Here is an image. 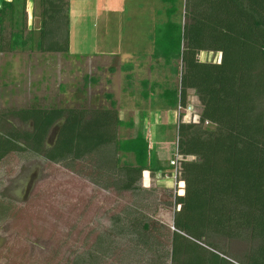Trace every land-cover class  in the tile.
<instances>
[{
	"label": "trees",
	"instance_id": "obj_1",
	"mask_svg": "<svg viewBox=\"0 0 264 264\" xmlns=\"http://www.w3.org/2000/svg\"><path fill=\"white\" fill-rule=\"evenodd\" d=\"M164 1L170 6L150 37L152 58L178 74L174 62L180 60L182 70L180 92L164 88L155 101L156 115L161 108L173 112L178 103L186 105L188 89L201 107L197 122L176 129L178 150L185 155V191L175 198L180 207L174 228L151 218L154 194L140 182L143 170L171 166L160 164L150 135L141 129L128 147L118 139L117 130L132 122L119 117L113 100L110 108L94 109L91 119H85L84 109L34 104L0 109V221L23 220L28 229L49 220L56 234L32 264H235L206 248L218 250V237L253 242L239 261L264 264V0H186L184 22L175 0ZM34 4L39 28L24 30L25 0L0 1V52L69 51L67 0ZM200 52H217L220 59L201 61ZM142 83L147 100L156 84ZM63 115L53 143L46 145L49 129ZM11 116L32 120V130L13 126ZM147 117L142 115L141 125ZM122 152H133L134 163L123 161ZM32 159L40 160L47 174L33 197L18 205L1 189L20 163ZM74 176L94 189L73 184ZM97 189L114 196L113 206H96ZM143 248L152 255L145 256Z\"/></svg>",
	"mask_w": 264,
	"mask_h": 264
},
{
	"label": "rangeland",
	"instance_id": "obj_2",
	"mask_svg": "<svg viewBox=\"0 0 264 264\" xmlns=\"http://www.w3.org/2000/svg\"><path fill=\"white\" fill-rule=\"evenodd\" d=\"M32 2L35 3V0L25 3L24 30L29 27L39 28L37 5L34 4L33 8ZM67 2L70 20L68 52L37 50L0 52V109L16 111L33 104L44 108L55 106L64 109H84L85 119H91V112L94 109L110 108L113 100L119 117L132 122L130 127L117 130L118 139L123 140L122 143L128 147V139L134 137L141 129L144 135L146 133L150 135L151 152L156 153L160 164L171 166L162 172L143 170L140 182L141 186L149 188L154 194L155 200H152L149 212L151 218L173 229L174 211L180 207L179 204H174L175 198L183 195L185 191L182 176L185 155L178 150L176 129L179 123L197 122L201 107L194 90L188 89L186 105L185 102L184 105L178 103L173 112L161 108L159 116L156 115L155 101L158 104L159 93L164 88L176 87L180 92L181 61L174 62L178 74L173 73L169 66H164L162 59L152 58L153 43L150 37L157 26L166 19V9L170 2L164 0H67ZM174 2L178 5V18L184 22L186 0ZM6 25L7 22L2 32L6 35L5 40L10 31ZM198 58L201 61L217 62L220 54L200 52ZM145 80L149 85L156 84L154 93H150L147 100L143 99L141 94L142 82ZM144 113L149 117V122L141 125L140 119ZM10 119L13 126L18 129L33 128L32 120L21 122L14 116ZM64 119V115L59 117L49 129L46 145L53 143ZM119 156L123 161L134 163L133 152H122ZM186 159L192 157L188 156ZM18 167V171L4 182L1 190L19 205L33 197L41 187L40 182L47 171L43 163L36 159L20 163ZM74 177L73 184L82 185L81 188L83 190L86 188V192L94 189L93 185H85L78 176ZM51 189L47 188L48 194H52ZM57 194H53L52 200ZM95 195L96 206L112 205L114 196L110 192L97 189ZM70 207L73 208L72 205ZM34 226L23 228V220H14L11 217L0 221V264H32L35 260L41 259L40 256L47 250L46 243L52 239L49 236L56 234L49 220ZM214 241L218 243V250L207 245L206 248L235 264H241L239 259L254 246L251 241L235 239L218 237ZM142 253H146L147 257L152 255L151 252H146L145 248L142 249ZM33 256L37 257L30 259Z\"/></svg>",
	"mask_w": 264,
	"mask_h": 264
},
{
	"label": "crops",
	"instance_id": "obj_3",
	"mask_svg": "<svg viewBox=\"0 0 264 264\" xmlns=\"http://www.w3.org/2000/svg\"><path fill=\"white\" fill-rule=\"evenodd\" d=\"M1 1V0H0ZM27 2H29V0H26ZM26 1H25V3H26ZM32 7L34 8V3L32 2ZM34 10V9H33ZM31 27H29V29H30Z\"/></svg>",
	"mask_w": 264,
	"mask_h": 264
},
{
	"label": "built area",
	"instance_id": "obj_4",
	"mask_svg": "<svg viewBox=\"0 0 264 264\" xmlns=\"http://www.w3.org/2000/svg\"><path fill=\"white\" fill-rule=\"evenodd\" d=\"M171 163H173V162L171 161Z\"/></svg>",
	"mask_w": 264,
	"mask_h": 264
}]
</instances>
